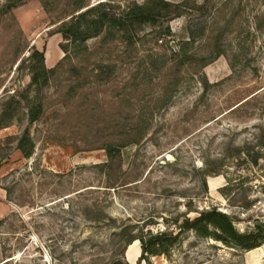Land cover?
Here are the masks:
<instances>
[{
    "label": "rangeland",
    "instance_id": "obj_1",
    "mask_svg": "<svg viewBox=\"0 0 264 264\" xmlns=\"http://www.w3.org/2000/svg\"><path fill=\"white\" fill-rule=\"evenodd\" d=\"M101 1L147 0H0V121L13 117L0 128V264H110L131 233L211 207L243 232L264 221V0H186L126 36H63ZM35 50L55 69L40 91ZM138 244L125 258L148 264ZM151 264H264V241L242 251L191 232Z\"/></svg>",
    "mask_w": 264,
    "mask_h": 264
},
{
    "label": "trees",
    "instance_id": "obj_2",
    "mask_svg": "<svg viewBox=\"0 0 264 264\" xmlns=\"http://www.w3.org/2000/svg\"><path fill=\"white\" fill-rule=\"evenodd\" d=\"M182 3H173L168 0H147L142 4H133L126 6L120 12H115L112 3L101 1L83 10L84 6L77 9L70 18L61 22L59 31L65 38L73 41H85L90 37L98 36L104 29L111 32H123L126 36L129 31L141 26L146 22H156L159 18H168L171 16H181L183 14ZM181 56L190 59L184 49H180ZM223 50L217 48V54H222ZM31 62V82L29 87H36L38 91L48 83L49 75L55 72V69H48L44 63L43 53L35 50L30 58ZM11 100V99H10ZM8 100V101H10ZM28 103H32L28 98ZM236 106L235 108H237ZM42 113V103L39 99L30 108V123L38 120ZM4 114V111H3ZM13 117L0 121V128L9 125ZM18 149L25 157L32 153L33 142L29 132L26 130L17 137ZM263 142V141H262ZM106 153L109 158L114 154L112 145L106 146ZM262 157L261 153H256L252 157L253 163L257 164ZM107 164V163H104ZM189 211V210H188ZM189 212L173 219L174 227L166 225L163 229L152 231L141 229L139 233L132 234L126 240L125 246L118 256L110 264H130L124 255L126 247L135 240L140 242L141 254L138 262L145 261L151 264V258L171 257L172 249L179 245L189 233H194L202 239H213L226 247L249 251L259 247L264 241V221L256 219L254 225L247 231H240L236 228L232 217L216 207L202 209L196 217L188 216ZM122 231H125L123 229Z\"/></svg>",
    "mask_w": 264,
    "mask_h": 264
},
{
    "label": "bare ground",
    "instance_id": "obj_3",
    "mask_svg": "<svg viewBox=\"0 0 264 264\" xmlns=\"http://www.w3.org/2000/svg\"><path fill=\"white\" fill-rule=\"evenodd\" d=\"M138 247H139V244H138V241L136 240V241H134V243H131L130 245H129V248H128V250L129 249H138ZM129 258V257H128Z\"/></svg>",
    "mask_w": 264,
    "mask_h": 264
}]
</instances>
